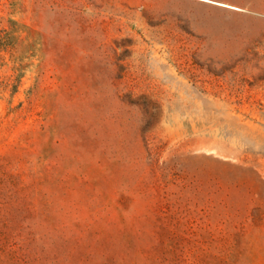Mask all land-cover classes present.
I'll use <instances>...</instances> for the list:
<instances>
[{
    "label": "rangeland",
    "instance_id": "1",
    "mask_svg": "<svg viewBox=\"0 0 264 264\" xmlns=\"http://www.w3.org/2000/svg\"><path fill=\"white\" fill-rule=\"evenodd\" d=\"M0 264H264V0H0Z\"/></svg>",
    "mask_w": 264,
    "mask_h": 264
},
{
    "label": "trees",
    "instance_id": "2",
    "mask_svg": "<svg viewBox=\"0 0 264 264\" xmlns=\"http://www.w3.org/2000/svg\"><path fill=\"white\" fill-rule=\"evenodd\" d=\"M16 66V65H15ZM19 66V65H18ZM20 69L17 67L16 68V70L15 71H19ZM18 77V82H19V76H17ZM20 78H21V76H20ZM15 92L16 91H14L12 94L14 95L15 94ZM22 203L25 205H27V202L25 201V200H23L22 199ZM9 223H10V221H8V219H6L5 220V227H6V229H8V227H9ZM5 239H7V241H9L10 242V244L12 243V245H8V243H5V245H7V246H11L10 247V249H11V251H13V252H10L11 254H12V256H15V251H14V249L15 248H18V246H20L19 245V243H18V241H17V239H16V237H14L13 235H12V233H9V232H6L5 231ZM5 248L7 249V247L5 246Z\"/></svg>",
    "mask_w": 264,
    "mask_h": 264
}]
</instances>
